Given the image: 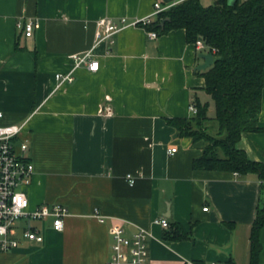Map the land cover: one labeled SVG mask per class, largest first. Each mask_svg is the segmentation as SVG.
Returning <instances> with one entry per match:
<instances>
[{"label": "crops", "instance_id": "1", "mask_svg": "<svg viewBox=\"0 0 264 264\" xmlns=\"http://www.w3.org/2000/svg\"><path fill=\"white\" fill-rule=\"evenodd\" d=\"M157 1L0 0V126L25 125L17 144L27 143L35 166L32 207L58 203L70 213L63 232L47 222L43 243L24 240L0 252V264H107L115 224L151 234L147 264H250L261 181L195 170L203 143L168 124L191 118L197 100L213 106L195 70L210 51H198L183 29L151 39L130 26L96 49L98 72L74 70L71 57L93 47L98 20L145 18ZM27 19L41 24L32 38L18 29ZM70 72L74 82L59 87L56 75ZM259 126L238 147L264 162V90ZM162 218L191 238L166 240L170 226L155 223ZM260 240L264 264V228Z\"/></svg>", "mask_w": 264, "mask_h": 264}, {"label": "trees", "instance_id": "2", "mask_svg": "<svg viewBox=\"0 0 264 264\" xmlns=\"http://www.w3.org/2000/svg\"><path fill=\"white\" fill-rule=\"evenodd\" d=\"M144 28L158 35L183 29L190 44L203 39L214 55V64L201 73L214 116L209 115V103L197 100L196 115L168 120L180 136L203 143L201 156L193 161L194 169L254 174L264 187V162L250 159L238 147L245 133L262 131L259 115L264 90V0H237L234 6L229 0H216L210 6L201 0H184ZM213 122L218 124L216 130ZM263 228L264 203L252 226L250 264H260ZM164 238L186 241L191 235L181 224L173 223ZM225 264L236 263L230 259Z\"/></svg>", "mask_w": 264, "mask_h": 264}, {"label": "built area", "instance_id": "3", "mask_svg": "<svg viewBox=\"0 0 264 264\" xmlns=\"http://www.w3.org/2000/svg\"><path fill=\"white\" fill-rule=\"evenodd\" d=\"M184 0H174L164 3L163 0L154 4V12L145 18H139L132 22L128 18H102L96 22V38L93 47L83 53L73 55L75 69L85 67L88 71L96 73L100 69V61L95 51L102 44L113 45L115 36L127 27L144 28L153 23V18L161 13L168 11L172 7L182 3ZM245 1V0H244ZM40 21L27 19L18 23V29L23 32L25 37L32 38L35 31L40 29ZM151 39H157L158 33L148 31ZM200 51L209 48L203 39H198L194 44ZM58 86L72 84L75 80L73 72L69 74H57ZM107 114H111V108H107ZM193 115L197 114V108L190 107ZM3 113L0 112V118ZM25 125H4L0 126V252L13 251L20 246L19 234L29 241L37 243L44 242V228L50 221L51 227L57 232H63L65 221L69 216V209L63 204H41L32 207L28 193L35 175V166L27 156L28 145L26 142L17 144L19 137L23 133ZM177 149L170 150L171 154L176 153ZM131 185L135 184L132 175L127 176ZM207 211L208 208H205ZM101 223L105 218L96 216ZM27 220L25 228L19 226L20 221ZM32 221L40 223L32 224ZM163 228L169 227L166 218L155 221ZM112 250L111 257L107 264H147L149 258L148 242L151 234L139 228L136 232L129 234L122 224H115L111 229ZM217 264V263H212Z\"/></svg>", "mask_w": 264, "mask_h": 264}, {"label": "water", "instance_id": "4", "mask_svg": "<svg viewBox=\"0 0 264 264\" xmlns=\"http://www.w3.org/2000/svg\"><path fill=\"white\" fill-rule=\"evenodd\" d=\"M165 3H170L174 0H163ZM237 0H229V5L234 6L236 4ZM165 22H163V25ZM199 57L204 60V62L200 65H198L195 70L200 72V71H206L209 69L213 64H214V55L212 52L209 53H201L199 54Z\"/></svg>", "mask_w": 264, "mask_h": 264}, {"label": "rangeland", "instance_id": "5", "mask_svg": "<svg viewBox=\"0 0 264 264\" xmlns=\"http://www.w3.org/2000/svg\"><path fill=\"white\" fill-rule=\"evenodd\" d=\"M201 2H202V4L205 5V6H210V5L214 4V3L216 2V0H201ZM209 115H210L211 117L214 116V106H211V107H210ZM212 124H213L214 127H215L214 130H216L217 127H218L217 122H213ZM18 223H19V226H21L22 228H25V226L27 225L28 221H27V220H23V221H20V222H18ZM31 223L34 224V225L39 224V226H40V223H38V222H36V221H32ZM19 235H20V236H19L20 243H22V241L26 240V239H24V238L21 236V233H20ZM28 241H29V240H28ZM32 242H33V241H32Z\"/></svg>", "mask_w": 264, "mask_h": 264}]
</instances>
